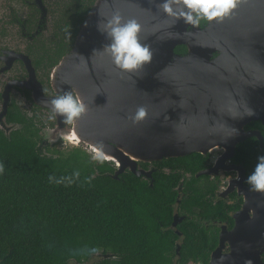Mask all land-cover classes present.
<instances>
[{"label":"water","instance_id":"1","mask_svg":"<svg viewBox=\"0 0 264 264\" xmlns=\"http://www.w3.org/2000/svg\"><path fill=\"white\" fill-rule=\"evenodd\" d=\"M159 3L95 0L73 46L52 73L57 94L75 92L88 108L75 131H64L60 120L56 130L69 142L76 134L77 143H85L90 150L95 144L105 145L109 160L119 167L115 178L129 168L134 175L152 180L151 171L139 170L137 161L206 154L217 146L233 149L244 137L259 136L243 132L248 122H229L225 112L229 107L243 106L235 95L230 96L232 89L240 88L228 82L239 78L231 73H262L259 75L263 77L250 76L243 88L261 85L264 89V67H250L254 51H260L264 58V0H246L231 19L203 24L198 29L166 17ZM116 11L126 20L141 24V40L154 52L152 63L133 75L120 73L105 55L94 52L107 43L98 33L97 23ZM178 46H185L187 51L177 53ZM215 53L218 57H213ZM28 70L29 77L18 85L31 89L35 102L49 108L46 101L56 96L46 98L29 64ZM7 101L4 99L0 112V129L6 134L18 126L1 122L7 113ZM140 106L147 109L148 117L133 126L128 117ZM226 239L230 253L221 256V247L217 248L209 264H258L264 251V195L250 193L246 197L244 209L236 214L235 226ZM176 251L179 253V246Z\"/></svg>","mask_w":264,"mask_h":264},{"label":"trees","instance_id":"2","mask_svg":"<svg viewBox=\"0 0 264 264\" xmlns=\"http://www.w3.org/2000/svg\"><path fill=\"white\" fill-rule=\"evenodd\" d=\"M94 2L69 0L56 31L54 56L45 67L54 66L72 47ZM8 117L18 126L8 134L0 129L5 169L0 175V264H186L203 256L195 250L201 236L188 235L179 257L181 240L164 230L172 220L168 204L175 198L167 174L157 170L145 180L128 171L115 178L110 162L93 164L78 146L50 149L34 122L16 110ZM172 161L153 164L174 168L190 162ZM75 172L79 179L73 178ZM61 179L64 183L57 185ZM69 179L71 186H65Z\"/></svg>","mask_w":264,"mask_h":264},{"label":"flooded vegetation","instance_id":"3","mask_svg":"<svg viewBox=\"0 0 264 264\" xmlns=\"http://www.w3.org/2000/svg\"><path fill=\"white\" fill-rule=\"evenodd\" d=\"M68 2L69 0H0V112L4 99L8 100L7 113L1 122L12 124L9 123L12 121H9L8 115L11 110H16L29 122H35L42 128L57 126V120H49V108L39 106L33 98L32 90L18 85V82L26 81L29 77V64L36 81L42 85L44 96H57L52 87V73L71 48L54 66L45 65L54 56L56 31ZM176 49L177 53L187 51L186 47L184 51ZM218 55L215 53L213 57ZM250 67L252 70L264 67L260 51L252 56ZM259 74L254 70L252 75L249 70L230 74L239 78H231L228 82L240 86L237 90L232 89L230 96L235 95L234 98L243 106L239 109L232 106L225 112L229 116V122H248L243 126V132L259 133V136L244 137L233 149L217 146L206 154L191 153L167 159L173 163L172 159L187 158L190 162H183L188 163L187 166L181 164L174 168L168 165L157 167L153 162L137 161V168L150 170L152 176L157 170L167 174L170 191L175 198L168 204L172 220L164 230H171L181 240L177 242L176 249L178 246L181 249L188 235L202 237L201 245L195 250L203 252V256L198 260L191 259L186 264H209L220 247L221 256L230 253L226 238L235 226L236 214L244 209L246 197L252 193L243 181L251 174L256 157L264 155V89L261 85L252 89L243 88L250 81V76L263 77ZM240 92L242 95H236ZM22 110L28 112L29 117ZM249 110L252 115L247 114ZM110 165L114 168V176L119 167L113 161H110ZM128 171L129 168H126L118 176ZM202 171L210 172L197 176ZM237 175L240 176L239 181L236 180ZM140 178L150 179L144 176ZM249 215H252L250 211ZM191 250L192 248L188 249ZM177 255L180 257L179 253ZM257 263L264 264V251L260 253Z\"/></svg>","mask_w":264,"mask_h":264},{"label":"clouds","instance_id":"4","mask_svg":"<svg viewBox=\"0 0 264 264\" xmlns=\"http://www.w3.org/2000/svg\"><path fill=\"white\" fill-rule=\"evenodd\" d=\"M246 0H160L159 9L168 18L180 21L186 26L198 29L201 24L223 23L231 19L235 12ZM98 33L107 42L102 49L94 50L105 55L112 66L122 74L133 75L141 72L153 61L154 52L151 47L141 40L142 26L135 19H125L118 11L110 17H104L96 25ZM49 107L50 121L60 122L75 131L77 122L88 111L83 99L75 92L68 91L57 94L54 99L46 101ZM248 115H252L251 110ZM148 117V111L140 106L128 117L135 126ZM74 146L77 145L75 135L69 138ZM90 162L103 167L109 163V154L105 145L95 144L91 147ZM5 172L0 164V175ZM80 173H73V178L79 179ZM53 178L49 177L52 182ZM236 180H240L237 175ZM91 181H89L90 183ZM248 191L264 195V155L256 157L255 166L250 175L243 181ZM57 185L63 184L64 179L55 181ZM65 186H71V179Z\"/></svg>","mask_w":264,"mask_h":264},{"label":"rangeland","instance_id":"5","mask_svg":"<svg viewBox=\"0 0 264 264\" xmlns=\"http://www.w3.org/2000/svg\"><path fill=\"white\" fill-rule=\"evenodd\" d=\"M21 112L23 114H25V116L29 117L28 112H25L23 110ZM35 125L37 126L36 123H35ZM37 127L40 128V134L45 139L44 145L46 147H47V145H50V147H49L50 149L56 148L58 150L68 151L74 146L72 142H69V141L63 139L62 135H60V133L56 130V126H53V128L52 127L42 128L41 126H37ZM69 129H71V128L65 127L64 131H68ZM53 130H55V131H53ZM76 146L81 147L83 150H86L88 152V154L90 155L91 150L88 147V145H86L85 143H77ZM46 151H48V150L46 149ZM146 179H147V177H146Z\"/></svg>","mask_w":264,"mask_h":264},{"label":"bare ground","instance_id":"6","mask_svg":"<svg viewBox=\"0 0 264 264\" xmlns=\"http://www.w3.org/2000/svg\"><path fill=\"white\" fill-rule=\"evenodd\" d=\"M254 51V50H253ZM258 51H254L253 52V54H252V56L255 54V53H257ZM260 54H261V57H262V53L260 52ZM74 135H76V134H74ZM77 138V137H76Z\"/></svg>","mask_w":264,"mask_h":264}]
</instances>
